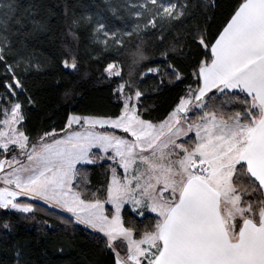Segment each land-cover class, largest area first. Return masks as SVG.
I'll use <instances>...</instances> for the list:
<instances>
[{
  "label": "snow or ice",
  "instance_id": "6c2138e0",
  "mask_svg": "<svg viewBox=\"0 0 264 264\" xmlns=\"http://www.w3.org/2000/svg\"><path fill=\"white\" fill-rule=\"evenodd\" d=\"M219 6L105 0L66 10L57 35L36 0H0V210L89 229L105 264H264V0H235L213 32ZM192 48L188 83L178 58ZM87 65L116 110L70 109L32 130L29 82ZM174 82L183 94L154 117L146 101ZM15 264H29L23 252Z\"/></svg>",
  "mask_w": 264,
  "mask_h": 264
},
{
  "label": "trees",
  "instance_id": "16d2710c",
  "mask_svg": "<svg viewBox=\"0 0 264 264\" xmlns=\"http://www.w3.org/2000/svg\"><path fill=\"white\" fill-rule=\"evenodd\" d=\"M33 0H21V3L30 4ZM43 6V12L52 25L53 32L59 35L64 25V14L81 15L94 13L101 8L102 2L98 0H36ZM220 5L206 11V26L213 32L221 23L224 15L235 0H216ZM204 20V15L198 17ZM119 23V21H117ZM56 37H53L55 41ZM44 47L53 51L55 44L45 43ZM135 50V42L129 45L127 51L120 59L127 66L132 62L131 53ZM151 50H155L152 46ZM191 60L178 58L180 68L187 76L188 83L192 78L188 74L192 69L188 66L197 59L198 50L192 48ZM187 55V53H186ZM159 57H154L158 59ZM50 74L34 78L29 82L35 105L29 113V127L38 131L42 128L59 126L63 123L65 115L70 109L80 112L115 111L116 104L109 91L107 83H98L95 75L84 76L83 72L93 71L92 65H87L81 73L75 76H66L53 66ZM156 81L149 80L145 87H152ZM186 84H165L158 94H153L146 101L153 106L154 117L163 116L183 94ZM66 88L74 90V97L64 95ZM99 171V170H97ZM99 179L98 176L93 177ZM0 210V264H15L18 251L23 252L29 264H105L106 257L101 251L89 229L80 225L65 224L56 215L47 211H37L35 215H22L15 213L5 215ZM10 224V231L3 228V223Z\"/></svg>",
  "mask_w": 264,
  "mask_h": 264
},
{
  "label": "rangeland",
  "instance_id": "374dc122",
  "mask_svg": "<svg viewBox=\"0 0 264 264\" xmlns=\"http://www.w3.org/2000/svg\"><path fill=\"white\" fill-rule=\"evenodd\" d=\"M98 1H101L102 2V5L105 3V0H98ZM103 8V6L101 7ZM100 9H97L96 11H99Z\"/></svg>",
  "mask_w": 264,
  "mask_h": 264
}]
</instances>
